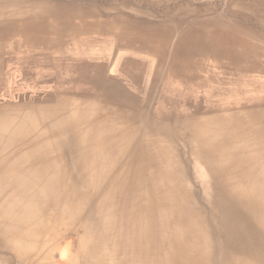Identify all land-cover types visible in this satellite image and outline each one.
Returning <instances> with one entry per match:
<instances>
[{"label":"bare ground","instance_id":"1","mask_svg":"<svg viewBox=\"0 0 264 264\" xmlns=\"http://www.w3.org/2000/svg\"><path fill=\"white\" fill-rule=\"evenodd\" d=\"M67 1L0 0V73L26 50L34 86L68 85L63 66L84 87L0 105V253L44 264L85 220L83 264H264V38L229 18L249 0L195 17L136 0L163 24Z\"/></svg>","mask_w":264,"mask_h":264},{"label":"rangeland","instance_id":"2","mask_svg":"<svg viewBox=\"0 0 264 264\" xmlns=\"http://www.w3.org/2000/svg\"><path fill=\"white\" fill-rule=\"evenodd\" d=\"M226 1L227 0H221V1L220 0H176V1L164 0L163 3L169 4L171 7L170 8L171 12H174V14L176 15H178L177 11H180L181 9H185L189 17L190 16L195 17L194 11L204 12L206 11V9H213V8L216 10H219L223 14L227 13V8L225 7ZM67 2L74 3L78 7L80 6L79 8L81 9H84L85 7L91 8L92 10L98 13V15H96L97 20L99 19L102 20L106 17L114 18L115 16H117L116 13L119 10L121 12L122 10L125 11L126 14L129 16L128 18H132V19L136 18L138 20L151 21V22H156L159 24H163L164 22H166L165 18H167L163 12L164 10L160 9L156 11L152 6H149L147 4H142V3L141 4L139 3L136 5L137 3L136 0H125V1L123 0H68ZM249 2H245L242 4L232 3L233 12H231V15L229 14V18L231 17L230 18L232 19L231 21H234L240 26H244L247 30L251 31L252 34L256 36L258 39L264 38V13L256 16V13L249 10L250 8ZM134 9H136L137 11ZM120 11L118 13H120ZM232 13H234L235 16H233ZM14 37H15V39H13L14 41L12 40L14 44H12V42L11 43L6 42L3 49H6V50L7 49H17L16 47H18L17 45H18L19 37H17V35ZM21 49H24V48H21ZM64 49H70V39L66 41V45ZM25 52L26 50H22L21 54L23 55ZM22 55L18 54L17 57H21ZM17 57L15 55V59H12L8 63V65L4 67V70L3 69L1 70V73H0V105H3L2 103H9L10 101L27 103L28 99L25 98L24 96L26 94L28 96H31V94H33L36 91H37V94L35 95L43 99L44 97H46V94L48 92L50 94H53V93L56 94L61 91L60 90L61 88L63 87L67 88L68 85H70L69 71L67 70L63 71L62 70L63 66H62V69L60 67L56 69L57 70L56 76L57 77L59 75H62V76L64 75L63 77L67 76V83H64V84H68V85H63L61 80L59 81L61 83L59 85L45 84L44 81H47V80L41 79L42 82L39 83L37 86H34L32 84L34 80H32L31 77L27 78L24 75L26 70L30 68L29 70L30 71L32 70L31 71L32 73L34 68L32 66L30 67L27 65H20V63L17 62L18 61L16 59ZM65 64L66 62L62 63V65L64 66ZM76 80H79V79L76 78L74 80L75 83L76 82L80 83L79 81H76ZM37 81L39 82L40 80H37ZM61 85H63V87ZM75 85L79 86L80 88H84V87H81V85L79 84H75ZM8 89L10 90V92H8ZM181 147L187 153L189 152V148L185 147L184 144H181ZM187 156H186L187 157L186 159H187L188 167L192 169L191 171L196 172L199 165L194 161L193 158L191 157L189 158L188 154ZM202 179L199 177V175L196 174L190 180V184L194 188H196V191L198 192L197 193L198 200H201L206 195L204 191L200 190L201 185H203ZM84 224H85V220H82V221L77 220L74 222L70 221V228L68 227V224L66 223L62 224L60 229L57 230L55 234L58 237L55 240V250L52 253L50 259L48 261H45L44 264H83L84 263V258H83L84 253L88 252L87 246H88V242L90 241V237L85 235ZM52 236L54 237V235ZM100 250L102 252L104 251L108 253L110 252L107 249V246H105V244H101ZM110 260L113 262L116 261L112 257ZM0 264H21V262L16 256H13L10 254L4 255L0 253Z\"/></svg>","mask_w":264,"mask_h":264},{"label":"crops","instance_id":"3","mask_svg":"<svg viewBox=\"0 0 264 264\" xmlns=\"http://www.w3.org/2000/svg\"><path fill=\"white\" fill-rule=\"evenodd\" d=\"M20 65H22V64H20ZM74 75V76H73ZM73 78H72V77ZM77 76H78V70L76 69V68H72V67H70V85L71 84H77V82L75 83V79L77 78ZM72 80V81H71ZM41 81V80H40Z\"/></svg>","mask_w":264,"mask_h":264}]
</instances>
